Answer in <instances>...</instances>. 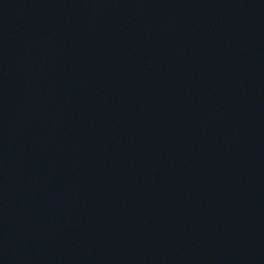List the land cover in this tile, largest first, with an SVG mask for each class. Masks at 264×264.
Wrapping results in <instances>:
<instances>
[{"label": "water", "instance_id": "95a60500", "mask_svg": "<svg viewBox=\"0 0 264 264\" xmlns=\"http://www.w3.org/2000/svg\"><path fill=\"white\" fill-rule=\"evenodd\" d=\"M0 264H264V0H0Z\"/></svg>", "mask_w": 264, "mask_h": 264}]
</instances>
